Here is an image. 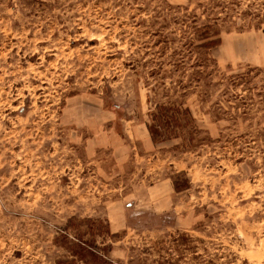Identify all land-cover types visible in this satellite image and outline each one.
<instances>
[{
    "label": "rangeland",
    "instance_id": "obj_1",
    "mask_svg": "<svg viewBox=\"0 0 264 264\" xmlns=\"http://www.w3.org/2000/svg\"><path fill=\"white\" fill-rule=\"evenodd\" d=\"M71 218L115 264H264V0H0V264Z\"/></svg>",
    "mask_w": 264,
    "mask_h": 264
},
{
    "label": "trees",
    "instance_id": "obj_2",
    "mask_svg": "<svg viewBox=\"0 0 264 264\" xmlns=\"http://www.w3.org/2000/svg\"><path fill=\"white\" fill-rule=\"evenodd\" d=\"M194 18V17H193ZM199 29H202L203 34L198 39L200 41L195 47L201 51H210L211 49L216 48L220 44V40H215V34L212 36H208V29L210 26L204 24L201 28H193L194 35L195 33H199ZM213 37V38H212ZM162 120V119H161ZM175 121V125H176ZM158 127V126H157ZM148 134L150 136V140L153 144L160 143L162 135H159L158 138L154 137V129L151 124H147L146 126ZM167 140V138H166ZM174 185V189L177 190V187ZM96 224H102L99 220H90V219H76L71 218L68 220L67 224L63 227L61 234V244L65 252L68 254L66 256V260L60 262V264H76L81 262L83 264H115L110 258L109 253L111 251L110 246H102L99 247L96 244L95 239L92 235V229ZM85 228V231L82 229ZM105 238L110 237L112 238L111 234L109 233L108 227L105 226ZM71 233H70V232ZM70 233V234H69ZM85 235L90 236V239H85Z\"/></svg>",
    "mask_w": 264,
    "mask_h": 264
}]
</instances>
